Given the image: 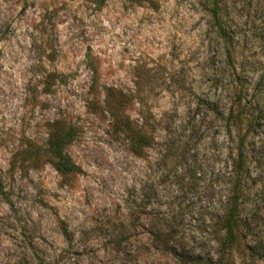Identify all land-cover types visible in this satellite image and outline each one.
<instances>
[{
    "label": "rangeland",
    "instance_id": "1",
    "mask_svg": "<svg viewBox=\"0 0 264 264\" xmlns=\"http://www.w3.org/2000/svg\"><path fill=\"white\" fill-rule=\"evenodd\" d=\"M223 1L234 63L201 0H0V264H221L212 221L234 143L212 108L234 71L255 127L247 237L224 263L264 264V0ZM104 86L132 95L116 111L152 133L143 157L113 132ZM57 120L77 127L67 151L83 172L47 162L11 171L14 152L45 146Z\"/></svg>",
    "mask_w": 264,
    "mask_h": 264
},
{
    "label": "trees",
    "instance_id": "2",
    "mask_svg": "<svg viewBox=\"0 0 264 264\" xmlns=\"http://www.w3.org/2000/svg\"><path fill=\"white\" fill-rule=\"evenodd\" d=\"M141 3V0H132ZM202 10L208 14L212 21V28L218 40L222 41L227 52L230 63H234L230 52L231 26L226 20L225 3L223 0H201ZM231 65V64H229ZM95 75L97 68L91 66ZM231 75L230 88L228 89L223 108L220 110L217 104L213 105L212 112L216 118L224 122L226 137L229 142L234 143L232 151L229 152L228 171V199L221 214L213 218L212 223L219 231L218 243L220 254L218 260L221 264L232 258L241 249V244L246 232V222L243 216V199L246 195V186L250 177V161L247 151L249 130L253 129V109L255 101H247L246 95L249 87L246 86L244 76L234 71ZM98 79L95 76L91 89L98 92ZM106 98L112 113L111 127L113 132L124 137L129 150L137 157H143L145 150L153 142L152 133L146 131L144 122L133 119L130 115L116 111L127 103L130 93L118 89L115 86H104ZM110 99L113 101L111 102ZM95 102H90L89 108L96 111ZM78 129L75 125L65 121L57 120L51 124L47 144L45 146L30 140L24 146L17 149L11 159V171L20 170L30 165L39 168L43 163H51L55 169L66 175L83 172L82 166L76 163L69 155L67 149L75 138ZM64 235L70 239L71 233L67 225L62 226ZM154 236L175 256H181L173 245L177 235L172 230L159 229ZM173 245V246H172Z\"/></svg>",
    "mask_w": 264,
    "mask_h": 264
}]
</instances>
